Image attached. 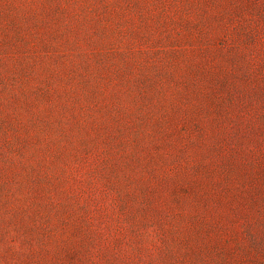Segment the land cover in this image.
<instances>
[{
	"label": "rangeland",
	"instance_id": "rangeland-1",
	"mask_svg": "<svg viewBox=\"0 0 264 264\" xmlns=\"http://www.w3.org/2000/svg\"><path fill=\"white\" fill-rule=\"evenodd\" d=\"M0 264H264V0H0Z\"/></svg>",
	"mask_w": 264,
	"mask_h": 264
}]
</instances>
